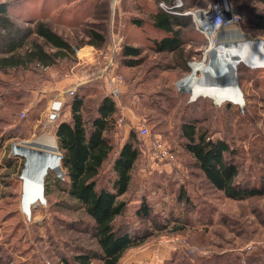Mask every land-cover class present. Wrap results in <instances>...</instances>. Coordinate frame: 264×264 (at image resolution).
<instances>
[{"label":"rangeland","instance_id":"1","mask_svg":"<svg viewBox=\"0 0 264 264\" xmlns=\"http://www.w3.org/2000/svg\"><path fill=\"white\" fill-rule=\"evenodd\" d=\"M213 1L217 0H181L187 11L204 10ZM228 3L240 12L241 21L234 27L236 32L242 38L250 39L256 51H263L264 29L253 27L251 13L264 16V0H228ZM94 6L95 16L85 20L83 26L73 27L65 21L71 20L72 14H75L70 5L63 7V20L58 22L55 17L49 23L74 46L86 39L88 29L103 27L108 32L107 50H101L92 61H86L80 58L90 57L84 47L79 52V59L74 52L71 59L62 60L52 69L59 70L63 76L73 73L75 82L69 79L63 87V95L67 96L63 99L64 105H68L71 97L67 95V90L74 89L75 94L80 86H87L90 92L94 90L98 95L107 94L112 98L120 118L126 122L110 136L115 151L127 139L130 130L138 134V122L143 121L149 129L148 136L140 137L139 157L132 171L129 190L120 197L126 207L124 218L119 219L131 230L141 224L154 235L143 245L128 250L121 264H264V196L231 200L212 189L194 166L191 156L182 148L184 141L179 135L180 125L193 121L211 139L227 141L235 152L240 175L252 176L251 179L259 175L264 177L263 68L249 67L244 62L236 64L237 81L245 98L243 112L232 104L217 108L204 98L189 103L191 87L183 91L179 82L193 73V63H201L204 68L212 64L215 67L216 51L212 50L217 48L209 47L208 39L195 31L193 17L186 15L189 26L183 31V48L188 53V71L184 72L173 62L172 55L154 53L144 42L146 36L140 30L130 28L129 21L139 15L132 0H96ZM233 33L225 32L219 38L218 49L224 50L223 53L229 45L244 41L240 35ZM112 35L122 38L120 48L127 38L138 40L133 43L141 51V55L133 59L139 60L136 66L124 65L118 55L120 50H111ZM110 54L112 64L108 69L116 76L114 86L119 89L116 96L111 94L113 85L103 69V57ZM230 59L229 55L222 58L223 65ZM56 72L48 77L57 79L53 75ZM196 76L199 80L202 71H198ZM26 81L27 86L36 90L24 97L23 106L14 104L3 107L6 108L5 113L0 111V254L7 255L8 264H63L62 256L69 259L77 248L94 249L95 245L84 232L83 225L89 223V219L67 208L66 204L70 201L55 186L57 179L63 181V176L59 177V173L51 167H46L43 177L46 204L35 205L29 220L20 211L22 181L19 176L29 157L17 154L16 149L22 144L33 145L42 136H51L56 143V153L61 156L53 128L57 121L66 118L64 107L53 111L47 102L49 98L42 97L43 82L38 77H29ZM7 83L15 90L21 87V80L19 83ZM2 87L1 92L5 91V86ZM94 98H88L87 104L93 106ZM52 113L54 118L50 119L48 116ZM11 123L17 126L6 127ZM12 128L19 130L16 132ZM6 130L9 133L5 138ZM155 139L166 144L170 156L167 160L150 157L148 148ZM109 167L110 163H107L103 173L108 174ZM181 193L185 194L189 203L180 198ZM142 201L151 209L148 219L139 221L135 210ZM163 224L165 226L161 231L154 228Z\"/></svg>","mask_w":264,"mask_h":264},{"label":"trees","instance_id":"2","mask_svg":"<svg viewBox=\"0 0 264 264\" xmlns=\"http://www.w3.org/2000/svg\"><path fill=\"white\" fill-rule=\"evenodd\" d=\"M95 1L43 0L39 4L40 0H32L34 5L26 7L29 13L25 17L13 14L16 6L0 2V72L10 75L11 71L22 70L30 77L43 79L47 77V69L57 67L62 60L71 59L74 47L88 44L107 50L108 32L103 27L88 29L85 32L86 39L74 46L49 23V20H63V7L70 5L75 14H72L71 20H65L68 23L64 22L73 27L83 26L85 20L95 16ZM160 2L170 3V0H132L139 15L129 21L130 28L140 30L146 36L144 42L154 53L172 55L173 62L187 72L188 53L183 48V31L189 26L188 16L166 12L159 6ZM182 9L186 7L179 10ZM251 15L253 27L264 29V16L258 13ZM136 42L138 40L130 41L127 38L118 54L123 64L128 67L139 63V60H133L141 55L140 48L133 44ZM4 82L0 81V88L5 86V91L1 92L0 89V100L3 103L0 111L5 113V106H23L21 101L24 97L16 88L9 87V81ZM19 90H22L21 87ZM98 94L94 90L90 92L87 86H80L68 103L69 120L58 122L54 131L61 155L60 165L64 172L63 181L57 179L55 186L70 201L66 204L69 210L81 213L89 219V223L83 225V220L81 223L85 226L84 232L95 245L94 249L77 248L69 259L62 256L63 264H121L128 250L143 245L154 235L141 224L135 225L131 230L119 219L124 218L126 207L125 201L120 197L129 190L142 139L134 130H130L127 139L115 151L110 136L117 129L119 110L109 95ZM91 96L95 97L93 106L87 104ZM124 124L126 122L122 120L121 125ZM15 125L17 126L11 123L6 127ZM12 129L16 132L19 130ZM4 133L6 138L9 131ZM179 135L184 141L182 148L191 156L194 166L201 171L212 189L231 200L264 196V177L259 175L251 179L252 176L240 175L235 152L227 141L211 139L193 121L183 122L179 127ZM107 163H110V170L105 174L103 169ZM181 194L180 198L189 203L185 194ZM150 209L146 202L139 203L135 210L136 219H148ZM116 219H119L117 223ZM164 226L165 224L154 228L161 231ZM8 263L7 255L0 254V264Z\"/></svg>","mask_w":264,"mask_h":264},{"label":"bare ground","instance_id":"3","mask_svg":"<svg viewBox=\"0 0 264 264\" xmlns=\"http://www.w3.org/2000/svg\"><path fill=\"white\" fill-rule=\"evenodd\" d=\"M228 31H234L233 34L240 35L236 32V29H234V27L228 29ZM241 39H243L244 41H240L239 44L237 43L238 45H236L235 43V45L233 46L229 45V49H225L224 53V50L221 51L220 49H218L220 47V44L216 45L217 48H214V50H212L216 51L213 61L215 67L212 64L204 68L205 66H202L201 63H193V73L179 83V88H181L183 91H186L190 89V87L192 88L193 85L200 82V80L202 79H214V77L218 74H222L223 77H225L230 70H232L234 67L236 68V64L241 62L254 67H258L259 64H262V59H264V50L256 51V46L252 44L253 42L250 39H244L242 38V36ZM226 55H229L231 59L228 63L223 65L222 58H224ZM198 71H202V76L199 78V80L196 76V73ZM55 147V140L51 136H42L38 138L33 143V145L22 144L21 146H18L16 149V151H18L17 154H21L24 156L26 155V158L29 157V160L28 162H26L24 167V178H26L30 183L38 182L41 180V177L45 176L46 172L44 171L46 167H51L52 169H54V172L61 173L62 169L61 165H59L60 156L56 153ZM28 191L29 195L32 196L35 193L36 188L34 186H30L28 187ZM37 204H39V202L35 203L34 206Z\"/></svg>","mask_w":264,"mask_h":264},{"label":"built area","instance_id":"4","mask_svg":"<svg viewBox=\"0 0 264 264\" xmlns=\"http://www.w3.org/2000/svg\"><path fill=\"white\" fill-rule=\"evenodd\" d=\"M159 6L166 12L176 15H191L193 17L194 25L199 33L204 35L206 39L209 41V47L216 46L220 43L219 38L222 34L228 31V29L232 27L238 26L240 22V15L234 9L229 6L228 10H224L221 0L213 1L207 5L204 10H195V11H187V10H179L183 7L181 0H170V3L160 2ZM122 38L112 35V48L111 50L116 52L119 51L120 44ZM76 52V49L74 48ZM103 59L105 65L103 67L104 71H106V77L109 80V83L113 85L111 89L112 95H117L119 89L117 86H114L116 83V76L111 73V70L108 67L112 64L111 54L110 56H104ZM180 83V82H179ZM67 95H74V89H68ZM53 114V113H52ZM49 118H51V115ZM122 119L117 120V127L121 126ZM136 130L141 137H146L149 135V129L144 125V122H138L136 126ZM150 157L155 160L163 161L167 160L170 156L168 154V149L164 142H161L158 139H155L151 146L148 148ZM60 158V157H59ZM64 179V174L59 173V177Z\"/></svg>","mask_w":264,"mask_h":264},{"label":"water","instance_id":"5","mask_svg":"<svg viewBox=\"0 0 264 264\" xmlns=\"http://www.w3.org/2000/svg\"><path fill=\"white\" fill-rule=\"evenodd\" d=\"M221 4L224 10L229 9L230 5L228 0H221ZM256 68H264V59H262V64H259ZM198 98L209 99L217 108L221 107L223 104H232L233 106H236L241 112H243L245 107V98L243 91L239 87L237 81L236 68L234 67L232 70H230L225 77H223L222 74H218L214 77V79H202L200 82L193 85L188 93L187 101L191 103ZM60 106L61 103L59 101H54L51 104V109L55 111L58 110ZM51 118H54L53 114L51 115ZM23 172L24 169L21 171L19 176L22 181L20 193V211L29 220L31 217V209L35 207V203L39 202L42 205L46 204V198L44 195V179L41 177L40 181L30 183L26 178H24ZM61 174H64L62 170ZM30 186H34L36 188V191L32 196L29 195L28 191V187Z\"/></svg>","mask_w":264,"mask_h":264},{"label":"crops","instance_id":"6","mask_svg":"<svg viewBox=\"0 0 264 264\" xmlns=\"http://www.w3.org/2000/svg\"><path fill=\"white\" fill-rule=\"evenodd\" d=\"M42 1L43 0H40L39 4ZM0 2H8L9 4H11V6H14V7L16 6L15 9L13 8V14L15 16L21 15L20 17H25V15H27L29 13V11L26 10V7L33 4L32 0H0ZM37 6L40 7V5H37ZM83 48L87 49L89 51V54H90L89 58H86L84 56L80 57L82 60H86V61H92L95 58L94 56L101 51V49H97L92 45H85L80 49V51L77 50V48H76V52L75 51L74 52H75V55L77 56L78 59H79V56H78L79 52L83 51L84 50ZM52 72H56V70L47 69L46 74H45L47 77L43 78V79L39 78V80L41 82H43V84H42L43 89L41 90L42 97H46V100H48V98H49L50 101L48 100L47 102L50 104V107H51L52 102H54L53 100L58 99L61 103V107L65 108L66 118H64L63 120H59L54 124V128H53V135H54V131H55L57 123L60 121H67L70 118L69 106L66 104L64 105V103H63V99L65 100V98H67L66 95L65 96L63 95V90H64L63 87L66 85V83H68L67 80L70 79L69 81H73V79H72L73 73H72V75H69V76H63L61 72L59 73V71H57L56 74H53L57 77V79H52V78L48 77V75ZM10 73H11L10 75H6V74L4 75L3 73L0 72V81H5V82L14 81L16 83H19V81L21 80L20 86H21L22 90H18V91H20V93L22 94L23 97H25L26 95H29V93H33V91L36 90V89H31L29 86L26 85L27 84L26 79L27 78L29 79V77H30L27 72H24L22 70L21 71L18 70L16 72L11 71ZM8 74H9V72H8ZM73 82H75V81H73ZM46 100H44V101L46 102ZM21 102L24 104V98H22ZM2 105H3V103L0 100V108Z\"/></svg>","mask_w":264,"mask_h":264}]
</instances>
